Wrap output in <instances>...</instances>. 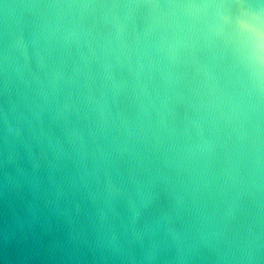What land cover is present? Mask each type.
<instances>
[{
	"label": "water",
	"instance_id": "obj_1",
	"mask_svg": "<svg viewBox=\"0 0 264 264\" xmlns=\"http://www.w3.org/2000/svg\"><path fill=\"white\" fill-rule=\"evenodd\" d=\"M0 264H264V0H0Z\"/></svg>",
	"mask_w": 264,
	"mask_h": 264
}]
</instances>
